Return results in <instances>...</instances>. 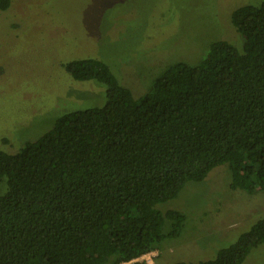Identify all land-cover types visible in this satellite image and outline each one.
Listing matches in <instances>:
<instances>
[{
  "label": "trees",
  "instance_id": "trees-1",
  "mask_svg": "<svg viewBox=\"0 0 264 264\" xmlns=\"http://www.w3.org/2000/svg\"><path fill=\"white\" fill-rule=\"evenodd\" d=\"M10 4L0 0V12ZM230 13L241 50L212 42L138 99L102 58L62 64L73 81L100 84L104 100L0 151V264H126L157 251L185 222L158 205L219 166L230 190L264 192V0ZM262 244L264 218L198 264H243Z\"/></svg>",
  "mask_w": 264,
  "mask_h": 264
},
{
  "label": "rangeland",
  "instance_id": "rangeland-1",
  "mask_svg": "<svg viewBox=\"0 0 264 264\" xmlns=\"http://www.w3.org/2000/svg\"><path fill=\"white\" fill-rule=\"evenodd\" d=\"M259 2L10 0L0 12V151L15 153L60 115L103 103L100 84L73 81L62 67L66 60L102 58L138 99L169 65H196L212 42L241 50L230 12ZM229 183L227 167L219 166L159 204L162 212L185 216L181 235L126 264H198L234 243L264 218V192L232 191ZM4 189L0 180V193ZM243 264H264V244Z\"/></svg>",
  "mask_w": 264,
  "mask_h": 264
},
{
  "label": "built area",
  "instance_id": "built-area-1",
  "mask_svg": "<svg viewBox=\"0 0 264 264\" xmlns=\"http://www.w3.org/2000/svg\"><path fill=\"white\" fill-rule=\"evenodd\" d=\"M146 255V254H145ZM145 261H147L146 259H145Z\"/></svg>",
  "mask_w": 264,
  "mask_h": 264
}]
</instances>
